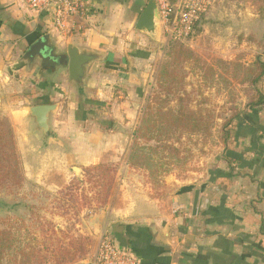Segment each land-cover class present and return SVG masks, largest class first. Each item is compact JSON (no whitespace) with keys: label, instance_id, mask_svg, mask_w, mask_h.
Masks as SVG:
<instances>
[{"label":"crops","instance_id":"obj_1","mask_svg":"<svg viewBox=\"0 0 264 264\" xmlns=\"http://www.w3.org/2000/svg\"><path fill=\"white\" fill-rule=\"evenodd\" d=\"M148 1L93 0L92 14L65 33L19 0H0V110L12 121L27 176L56 178L122 158L143 112L149 63L168 42L159 45L166 37L159 19L155 36L136 28ZM46 33L56 53L71 43L100 54L87 66L83 88L70 80L68 67L43 68L39 58H23ZM31 99L58 104L48 136L29 115ZM86 122L92 131L80 135ZM226 156L162 199L144 192L113 204L105 228L139 264H264V155L230 156L235 172L252 177H232Z\"/></svg>","mask_w":264,"mask_h":264},{"label":"rangeland","instance_id":"obj_2","mask_svg":"<svg viewBox=\"0 0 264 264\" xmlns=\"http://www.w3.org/2000/svg\"><path fill=\"white\" fill-rule=\"evenodd\" d=\"M263 9L264 0H215L196 24L190 38L183 41L193 49L198 58L184 67L187 72L186 88L192 96L190 104L193 107L203 105L213 111L215 123L211 135L206 139L201 135L184 136L181 144L182 160L172 164L169 172L166 171L167 166L164 168L146 166L141 155L132 158L134 135H131L122 158L114 162L109 161L115 164L116 170L107 201L99 204L98 208H84L77 216L79 220H76L78 218L71 208L67 215L62 214L56 195L70 181L83 177L84 166L82 168L76 166L80 171L67 169L66 176L56 178L27 176L23 166L24 155L15 138L12 121L1 109L0 174L14 178L18 172L23 179L21 184L9 181L0 186V229L4 227L2 220L5 217L9 215L24 217L30 224L34 237L41 242L50 236L61 235L55 233L50 235L45 225V222L50 220L54 226L66 232L65 243L74 242V237L80 233L88 238L85 243L86 253L67 264H92V257L102 236L106 233L111 234L105 228L107 208L134 199L144 192L162 199L169 192H175L184 185L183 183L198 179L200 174L206 173L211 167H217L226 151L223 142L224 125L236 112L244 109L241 119L229 126L232 133L228 142L229 152L226 153L231 156L233 154L249 156L250 153L263 156L264 107L261 110H251L246 106L251 97L256 95V89L248 82L250 77L248 68L258 58L264 61V22L260 19V12ZM165 40L169 41L171 38L167 35L165 38L162 37L161 41L164 42H160L162 44L159 45H164ZM19 58L21 55L17 59ZM149 64L152 77L147 87L144 108L157 90V73L169 64V57L165 55L164 48L163 53L161 51L157 53ZM256 87L264 90V77ZM29 102L28 105H32L36 99ZM171 106L177 107L175 98L172 99ZM143 113L144 109L140 114L139 124ZM229 128L227 126V129ZM81 129L80 135H83L85 130L92 131L88 122L84 123ZM248 138L252 139L251 144L248 143ZM26 145L25 149H31L35 144ZM34 148L38 149L37 146ZM16 156L22 163V166L17 168ZM28 157L32 168L36 167L38 163L33 155L29 154ZM152 170L157 171L155 176L151 175ZM69 246L73 252L74 245Z\"/></svg>","mask_w":264,"mask_h":264},{"label":"trees","instance_id":"obj_3","mask_svg":"<svg viewBox=\"0 0 264 264\" xmlns=\"http://www.w3.org/2000/svg\"><path fill=\"white\" fill-rule=\"evenodd\" d=\"M260 19L264 22V9L260 12ZM164 51L169 57V64L164 69H160L156 75L157 90L151 101L145 108L143 107L142 119L133 134L131 156L135 159L141 155L146 166L155 165L158 168L167 166L166 171L169 172L172 164L182 160V138L201 135L206 139L212 133L215 118L211 109L203 105L193 107L190 104L192 96L186 88L187 72L184 67L198 59L193 49L183 41L171 39L164 47ZM248 73L250 74L248 82L256 89V95L251 97L246 106L251 110H261L264 107V90L258 89L256 85L264 77V61L258 58L248 68ZM174 98L177 107L171 106ZM243 113L244 109L236 112L224 125L223 142L227 152H229L228 142L232 133L229 126L241 119ZM226 154L232 177L238 175L252 177L247 172H235L231 154ZM17 159L18 156L15 157V160ZM114 165L111 162H102L84 166L83 177L70 181L56 195L62 214L67 215L71 208L78 218L84 208H98L99 204L105 203L115 177ZM19 166H22V163L17 160L16 168ZM156 174L157 171L152 170L151 175ZM22 179L23 176L18 172L15 173L14 178L0 174V186H4L9 181L13 184H21ZM2 222L4 227L0 229V264H67L86 253L87 237L80 233L74 237V242L65 243L66 232L54 226L50 220L45 222L50 235L52 233L61 235L50 236L41 242L34 237L30 224L24 217L9 215ZM71 244L75 247L73 252L69 246Z\"/></svg>","mask_w":264,"mask_h":264},{"label":"built area","instance_id":"obj_4","mask_svg":"<svg viewBox=\"0 0 264 264\" xmlns=\"http://www.w3.org/2000/svg\"><path fill=\"white\" fill-rule=\"evenodd\" d=\"M215 0H157L159 21L166 35L175 40L187 41L196 24ZM34 13H43L49 26L59 32H70L87 19L95 9L93 0H19ZM92 264H139L138 259L122 248L111 234H104L92 257Z\"/></svg>","mask_w":264,"mask_h":264},{"label":"water","instance_id":"obj_5","mask_svg":"<svg viewBox=\"0 0 264 264\" xmlns=\"http://www.w3.org/2000/svg\"><path fill=\"white\" fill-rule=\"evenodd\" d=\"M110 1V0H109ZM159 19V6L157 0H149L142 11L136 28L151 36L157 33V20ZM55 46L52 44L51 35L46 33L39 36L32 42L23 58L26 60L41 59L42 66L49 65L52 68L58 65L68 67L70 80L83 88L87 74V66L100 58V54L86 50H80L77 46L69 43L66 50L56 53ZM58 107L57 103H40L28 107L29 115L35 120L38 129L42 130L45 136L50 132V115ZM75 170L80 168L75 167Z\"/></svg>","mask_w":264,"mask_h":264},{"label":"flooded vegetation","instance_id":"obj_6","mask_svg":"<svg viewBox=\"0 0 264 264\" xmlns=\"http://www.w3.org/2000/svg\"><path fill=\"white\" fill-rule=\"evenodd\" d=\"M34 60H35V59H34ZM34 60H33V61H34ZM29 61H30V60H29ZM40 61H41V59H40ZM41 63H42V61H41ZM41 65H42V64H41ZM42 67H43V66H42ZM43 68H52V67L49 66V65H47V66L45 65V67H43Z\"/></svg>","mask_w":264,"mask_h":264}]
</instances>
